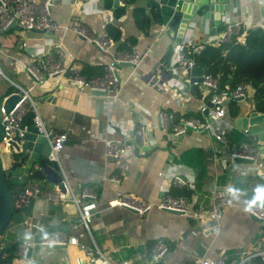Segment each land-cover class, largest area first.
I'll list each match as a JSON object with an SVG mask.
<instances>
[{"label": "crops", "instance_id": "obj_1", "mask_svg": "<svg viewBox=\"0 0 264 264\" xmlns=\"http://www.w3.org/2000/svg\"><path fill=\"white\" fill-rule=\"evenodd\" d=\"M151 2L135 0L125 4L123 0H111V6L107 5V0L50 2L51 15L60 24L76 14L94 31H107V25H112V35L119 30L120 41L126 39V43L132 42L137 48L141 58L138 65H117L120 89L116 97L81 88L67 81L63 75L50 78L44 85H35L21 69L29 60L30 53L48 37L43 31L22 28L17 33L13 28L4 30L3 33L11 31L12 34L8 35L5 46L0 47V66L2 68L4 65L11 71L13 68L20 69L19 76L25 87H31L38 112L48 129L67 131L60 161L76 194L81 192L82 186H91L96 190V198L90 199L95 207L90 227L95 242L110 260L120 263L123 259H129V264H142L148 260L151 246L158 239L163 240L169 249L160 260L162 264H199V260L206 257L223 258L228 262L238 260L248 252L264 249V227L248 211L251 201L264 204V139L238 126L235 118L251 110L264 109L254 96L255 84H250L246 96L241 100H227L225 116L216 121L227 129V142L214 138L207 130L174 135L165 128L160 112H171L175 117L203 116L202 108L209 99L202 96L201 86H198V92L193 91L192 75L185 72L163 69L161 87L148 83V76L160 60L164 59L170 66L175 65L170 49L174 50L179 45L161 18L154 19ZM120 6L124 9L119 13L115 7ZM136 7H143L151 18L147 31H142L136 23ZM236 19L241 20L243 32L237 34L241 40L248 28L264 27V0H230L229 9L217 25L214 20H202L200 27L197 24L189 26L182 40L193 44L203 43L210 36L218 34L227 22ZM52 37L63 39L65 49L71 53L81 72L87 75L101 74L113 55L114 48L100 49L72 30L58 29L52 33ZM115 41L117 44L118 41ZM2 78L5 79L0 76V103L9 94L5 95V91L10 85H2ZM46 93H50L53 99L44 98ZM231 101H235L231 104L237 110L234 113ZM120 122L127 124L128 134H132L137 125L144 124L149 132V142L139 146L130 136L129 141H133L130 142L133 145L131 150L114 159L105 154L104 141L125 135L120 129ZM241 141H249L257 147L255 159L237 161L229 157V145ZM191 147H200L203 155L205 175L199 189L194 188L193 167L176 159ZM177 166L183 171L184 179H192L193 187L171 186L170 191L190 196L195 204L207 209L209 216L213 211L209 189L211 183L215 181L219 188L229 193V200L223 205L218 220V229H204L201 221L180 212L153 207L139 214L125 206L108 204V200L121 194L158 201L164 183H167L164 174L171 173ZM159 171L163 174L159 175ZM115 175L119 179L113 181L111 177ZM23 184L35 183L26 181ZM54 201L58 204L55 209H49L44 199L37 202L32 213L15 212L0 231V246L19 244L22 238L27 237L29 230L23 220L29 216L33 217L40 231L37 235L56 229L67 234L80 233L83 229L78 224L74 203L70 200ZM80 242L85 246L67 244L72 248L71 257L67 250H61L62 247L36 245L32 247L30 257L18 256L14 264H78L77 256L84 259L82 264H91L86 252L90 244L88 236L80 235ZM255 259L262 262L259 255Z\"/></svg>", "mask_w": 264, "mask_h": 264}, {"label": "built area", "instance_id": "obj_2", "mask_svg": "<svg viewBox=\"0 0 264 264\" xmlns=\"http://www.w3.org/2000/svg\"><path fill=\"white\" fill-rule=\"evenodd\" d=\"M50 2L51 0H0V34L4 32L12 19L16 20L21 26V29L39 30L48 34L44 43L34 52L30 53L29 60L24 64V68L29 77L32 78L35 85H44L50 78L56 75H63L67 81L77 83L81 88L101 90L108 97H116L120 89V81L116 71L117 65L122 61H129L132 65H138L141 58L137 48L133 46L130 51L116 50V41L105 30H91L76 14H72L64 24H60L51 15ZM58 29H62L63 31L72 30L100 49L109 50L114 48L113 55L106 62L103 73L89 76L81 72L80 67L73 61L71 53L65 49L63 39L52 37V33ZM242 32L241 20L236 19L227 22L218 34L210 36L203 43L193 44L182 40L179 42L178 47L171 52L174 55L175 65L170 66L169 62H165L164 59L160 60L155 70L148 76V83L153 87H161L163 84V69H167L169 72L178 73L181 71L187 73V70L191 69L195 64L194 55L199 53L205 44L229 42L234 34H240ZM184 44L192 46L191 55L185 53ZM0 76L4 77L10 85H13L15 87L14 92L19 94L18 99L9 108L4 106L3 102L0 103V124L2 127L0 140L1 155H4V152L7 151L6 146L9 145L11 136L14 134L23 136L27 131H30L22 124V120L28 111H32L34 132L45 137L47 158L51 162L57 163L58 171L61 174V182L64 187L62 191L56 186L50 198L59 201L70 200L73 202L77 210L78 224L83 229L80 233L67 234L56 229L37 235L40 231H38L33 217L29 216L23 220V223L28 227V235L21 239L16 249V255L25 257L28 248L36 245L47 246L56 243L63 245L77 244L84 247L85 245L80 242V235L86 234L90 241L86 252L89 255L88 261L91 264H129V259H123L120 263L110 260L106 252L100 249L93 238L90 221L94 211L90 210L89 203L92 202L90 199L96 198L97 192L91 186H82L79 194L73 191L69 177L60 161V151L67 139V131H56L47 128L38 112L36 100L30 92L31 87H25L10 79L4 73L1 66ZM219 78L220 72L211 74L203 70L198 81H191L192 84H198L202 87V96H207L213 104L208 108L207 114H203V116L180 115L175 117L173 113L163 111L159 114L163 126L169 129L174 135L186 133L188 127L194 130H207L215 138L227 142V129L216 121L222 120L226 114V103L224 101L235 99L239 96H246L248 84L240 82L234 86L226 84L224 87L219 88ZM205 107L206 105H204L202 110ZM119 126L125 135L122 138L105 139V154L107 156L116 159L131 150L133 147L130 144L133 141H129L131 137L135 138L133 140L139 146H144L149 142V132L144 124L137 125L132 134H128V126L126 123L120 122ZM229 150V157L231 159L242 156L252 160L257 155V147L249 141L230 144ZM162 174L159 171V175ZM164 175L167 178V183H164L165 185L158 201L153 202L135 197L131 194H121L108 200V204L110 206L120 205L132 207L139 214H144L153 207L163 210H174L185 216L194 218L199 222L201 221L204 229H218V220L222 214L223 205L229 200V193L219 188L215 181L211 183L209 189L212 196L213 211L211 212L212 216H209L207 209L201 204H195L190 196L183 193L174 194L170 191L171 186L193 187L192 179L190 181L184 179V173L180 170L179 166L177 168L175 167L171 173ZM111 179L114 181L119 178L115 175ZM39 194L40 188L37 185L23 186L16 190L13 195L14 208L19 209L21 206L27 204L32 196L37 197ZM248 211L257 217L264 227V204L258 201L249 202ZM167 248L168 246L163 240H156L151 246L148 260L142 264H162L160 260ZM258 255L262 262L255 259ZM76 262L82 264L84 259L81 256H77ZM199 264H264V249L248 252L238 260H232L230 262L223 258H201Z\"/></svg>", "mask_w": 264, "mask_h": 264}, {"label": "water", "instance_id": "obj_3", "mask_svg": "<svg viewBox=\"0 0 264 264\" xmlns=\"http://www.w3.org/2000/svg\"><path fill=\"white\" fill-rule=\"evenodd\" d=\"M53 1V0H51ZM118 2V0H115ZM155 3V9L160 14L161 21L165 24L169 33L181 42L184 33L189 26L197 24L199 27L203 20H214L215 25L220 22L221 16L229 9L230 0H152ZM13 28L21 30V26L12 19L5 30ZM170 51H172L170 49ZM119 64L132 65L129 61H122ZM203 67L196 63L191 69L187 70L188 75H192L191 79L198 81ZM78 85L77 83H74ZM254 85V83H252ZM264 84V82H263ZM94 93H102L101 90H91ZM17 92L8 94L3 104L7 108L18 99ZM44 98L53 99L50 93H46ZM243 96L236 97L241 100ZM225 103L227 100L224 101ZM212 102L207 100L206 107L202 110L203 114H207L208 108L212 106ZM211 119V118H209ZM238 126L245 129L248 133H257L261 139H264V110H251L246 115H238L235 118ZM194 129L188 127L190 132ZM2 136V127L0 124V140ZM215 138V137H214ZM217 140V139H216ZM46 140L41 134L33 131H27L23 136L14 134L9 139V145L6 146L4 155L0 153V231L6 227L11 220L15 211L32 213L37 207L39 200H47L49 209L57 208L58 204L50 198L54 193L56 186L62 191L64 187L61 182V174L58 171L57 163L51 162L46 155ZM237 161H251L250 158L238 156ZM26 181H33L40 188V194L32 196L27 204L15 209L13 206L12 192L19 185ZM90 210L95 211L94 204L89 203ZM126 208L136 211L132 207ZM174 211V210H170ZM176 212V211H175ZM255 217V216H254ZM257 218V217H255ZM49 247L59 248L63 244H49ZM4 248L0 250V264H14L15 258L4 255ZM32 247L28 248L26 257L31 256ZM169 251L167 248L163 256Z\"/></svg>", "mask_w": 264, "mask_h": 264}, {"label": "trees", "instance_id": "obj_4", "mask_svg": "<svg viewBox=\"0 0 264 264\" xmlns=\"http://www.w3.org/2000/svg\"><path fill=\"white\" fill-rule=\"evenodd\" d=\"M123 1L126 4L135 0ZM107 5L111 6V0H107ZM115 9H118L120 13L124 7H115ZM151 12L154 19H160L158 10L155 9L154 2H151ZM134 16L138 27L142 31H147L150 26L151 18L146 13L145 9L143 7H136L134 9ZM111 29H114V27L112 25H107V34L114 40L118 41L115 49L120 51H130L133 47V44H131L132 42L126 43V39L120 41L119 30H117V34L112 35ZM184 50L187 55H191L192 46L184 44ZM194 59L198 66L203 67L204 72L211 74L220 72L219 88L224 87L226 84L234 86L240 82L248 85L254 83V96L259 100L261 109H264V27L257 26L248 28L245 31L243 40L239 39L237 34H234L229 42L218 44L213 42L205 44L200 52L194 55ZM193 86L195 88L193 91L198 92L197 88L199 85L193 84ZM14 90L15 87L13 85H9L5 91V95ZM234 102L235 101H231L230 103L233 113L237 111H235V106L232 107L231 105ZM32 118L33 112L28 111L22 120V124L30 131L35 130ZM176 159L179 162L193 167L195 170L194 188L199 189L205 175L201 148H188L180 153ZM23 186H25V184H21V186L19 185L17 189L12 192V194L14 195L15 191ZM17 246L18 243L0 246V250L2 248H10L15 249L16 252Z\"/></svg>", "mask_w": 264, "mask_h": 264}, {"label": "rangeland", "instance_id": "obj_5", "mask_svg": "<svg viewBox=\"0 0 264 264\" xmlns=\"http://www.w3.org/2000/svg\"><path fill=\"white\" fill-rule=\"evenodd\" d=\"M20 30H16V32L18 33ZM24 31H26V30H24ZM10 34H12V32L11 31H9V32H5V33H1L0 34V47H3V46H5V44L7 43V41H8V35H10ZM2 68H3V70L8 74V77L10 78V79H12V80H17V81H19L20 83H22L23 85H24V82L21 80V78H20V76H19V72H20V69H18V68H13V71H11L10 69H8L6 66H4V65H2ZM22 71H25L26 72V70H25V68H24V66H23V69H21ZM4 72V73H5ZM5 73V74H6ZM27 73V72H26ZM6 74V75H7ZM28 75V74H27ZM29 76V75H28ZM32 79V78H31ZM8 81L7 80H5V79H1V84L2 85H8ZM1 100H2V97L0 96V102H1ZM16 212V211H15ZM15 214V213H14ZM78 245H76L75 247H77ZM61 250L62 251H65V250H67L68 251V254H69V256L71 257V255L70 254H72V248H70V245H67V246H64V247H62L61 248Z\"/></svg>", "mask_w": 264, "mask_h": 264}, {"label": "flooded vegetation", "instance_id": "obj_6", "mask_svg": "<svg viewBox=\"0 0 264 264\" xmlns=\"http://www.w3.org/2000/svg\"><path fill=\"white\" fill-rule=\"evenodd\" d=\"M4 255H6V256H10V257H14L15 259H16V258H19V257L16 255L15 249H10V248H6V249L4 250Z\"/></svg>", "mask_w": 264, "mask_h": 264}]
</instances>
